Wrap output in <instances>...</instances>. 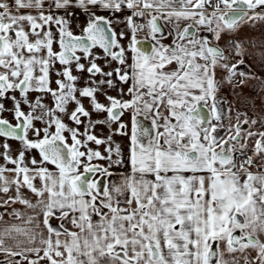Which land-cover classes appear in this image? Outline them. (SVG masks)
<instances>
[{"label":"snow or ice","instance_id":"6c2138e0","mask_svg":"<svg viewBox=\"0 0 264 264\" xmlns=\"http://www.w3.org/2000/svg\"><path fill=\"white\" fill-rule=\"evenodd\" d=\"M257 24L264 0H0L3 264H264V115L219 97L264 91Z\"/></svg>","mask_w":264,"mask_h":264},{"label":"rangeland","instance_id":"374dc122","mask_svg":"<svg viewBox=\"0 0 264 264\" xmlns=\"http://www.w3.org/2000/svg\"><path fill=\"white\" fill-rule=\"evenodd\" d=\"M234 38L244 43L249 52L253 54L251 59L245 57L246 64L251 66V71L256 76L264 78V58L260 55L261 52H264V24H257L255 27L244 25L234 35ZM222 75L224 74L217 72V77L220 78ZM219 95L228 102L227 106L224 105V107H232L233 122H235L236 112H247L253 118L255 115H264V91L261 90L259 83L255 80L250 81L248 86L242 88L233 89L230 86H225Z\"/></svg>","mask_w":264,"mask_h":264},{"label":"crops","instance_id":"0c3cea01","mask_svg":"<svg viewBox=\"0 0 264 264\" xmlns=\"http://www.w3.org/2000/svg\"><path fill=\"white\" fill-rule=\"evenodd\" d=\"M22 11H29V10H22ZM75 16L73 17V30L75 31V32H79V25H83L84 23H85V21H86V17H85V15L82 13V12H80V10H75ZM124 27V25L122 24V25H120V27L119 28H117V31H119L121 28H123ZM55 30V29H54ZM171 39H172V37H168L167 39H164L162 42L164 43V44H168V43H170V41H171ZM226 39H227V36H225L224 37V39H222L221 40V42H220V44H221V46H223L224 45V42H226ZM127 41H125V43H126ZM148 46V43L146 42L145 43V47H147ZM98 63L101 65V66H103V64H104V61L103 60H100V61H98ZM105 71H107V68H105ZM75 74V73H74ZM81 75V80L78 82L79 83V86L80 87H83L84 86V83H85V81L87 80V77H88V74L85 72V73H81L80 74ZM217 78H219V77H217ZM125 87V90H126V88H127V86H124ZM117 93H116V91L115 90H109V95H113V96H115ZM219 97H221L220 95H219ZM101 99V101L102 102H104V100H103V97H101L100 98ZM125 99H127V97H125ZM84 103H85V106L87 107L88 106V102H87V100H85L84 101ZM12 105H11V101H7L6 102V107H8V108H10ZM227 106V105H226ZM25 110H27V109H25ZM7 115V114H6ZM8 118L9 119H11V116H8ZM128 119V116L126 115L125 116V120H127ZM97 133H103V135L104 136H107L108 135V129H106V128H97ZM113 140L116 142V143H119L120 145H121V147H122V149H123V151H124V153H125V155H127V151H128V143H129V141H128V138L127 137H121V136H114L113 137ZM14 147H16L17 145H13ZM92 147H96L95 145H91ZM100 150H101V152H103V150H104V146L103 145H101L100 146ZM101 163H104L103 161L101 162ZM119 171L120 170H117L116 171V176H114L113 178L114 179H118L119 178ZM32 199L34 200L35 198L34 197H32ZM13 207H15V208H18V209H21V210H23V206L22 205H19V204H17V205H14ZM5 210L3 209V208H0V212H4ZM4 220L5 221H9V222H13V221H11L10 220V217L8 216V215H5V217H4ZM53 223H55V221H53ZM7 258L2 254V253H0V264H3V261H5ZM17 259H19V258H17Z\"/></svg>","mask_w":264,"mask_h":264},{"label":"built area","instance_id":"2783aa9c","mask_svg":"<svg viewBox=\"0 0 264 264\" xmlns=\"http://www.w3.org/2000/svg\"><path fill=\"white\" fill-rule=\"evenodd\" d=\"M145 33H140V34H138L139 36H143Z\"/></svg>","mask_w":264,"mask_h":264},{"label":"flooded vegetation","instance_id":"af4514ba","mask_svg":"<svg viewBox=\"0 0 264 264\" xmlns=\"http://www.w3.org/2000/svg\"><path fill=\"white\" fill-rule=\"evenodd\" d=\"M145 35V34H144Z\"/></svg>","mask_w":264,"mask_h":264}]
</instances>
